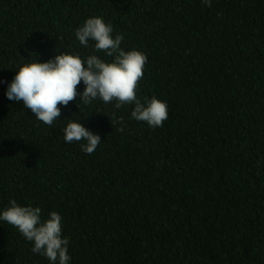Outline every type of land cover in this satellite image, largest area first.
Instances as JSON below:
<instances>
[{
  "label": "trees",
  "instance_id": "trees-1",
  "mask_svg": "<svg viewBox=\"0 0 264 264\" xmlns=\"http://www.w3.org/2000/svg\"><path fill=\"white\" fill-rule=\"evenodd\" d=\"M91 17L146 55L137 96L168 119L77 97L49 127L0 83V210L59 213L70 264H264V0H0V81L62 51L111 62L75 39ZM69 118L93 153L64 142ZM32 247L0 222V264H49Z\"/></svg>",
  "mask_w": 264,
  "mask_h": 264
},
{
  "label": "clouds",
  "instance_id": "clouds-1",
  "mask_svg": "<svg viewBox=\"0 0 264 264\" xmlns=\"http://www.w3.org/2000/svg\"><path fill=\"white\" fill-rule=\"evenodd\" d=\"M201 3L211 6V0H201ZM74 35L83 48L94 42V50L111 57V62L95 54L82 59L79 54L63 51L46 62L38 59L19 67L11 82L0 81L6 84V99L22 103L38 121L49 127L60 119L61 107H66L77 97V104L83 106L97 100L105 104L114 102L115 109L133 105L132 119L151 128L162 126L168 119L166 102L155 97L142 102L136 93L137 83L143 77L146 55L137 50L125 51L121 47L124 36L113 35L112 25L105 23L102 17L88 18ZM81 82L83 91L78 92L77 86ZM116 122L123 124L122 119ZM63 133L65 143L82 142L80 146L85 154L93 153L102 143L100 136L84 127L80 120L69 118ZM9 205L0 210V222L15 227L26 241L32 243L31 251L44 256L49 264H70L69 240L63 237L59 213L50 212L47 219H42L39 207L21 206L14 200Z\"/></svg>",
  "mask_w": 264,
  "mask_h": 264
}]
</instances>
